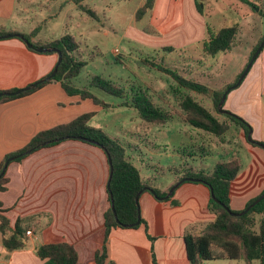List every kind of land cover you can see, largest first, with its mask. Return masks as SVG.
Listing matches in <instances>:
<instances>
[{"label":"crops","instance_id":"1","mask_svg":"<svg viewBox=\"0 0 264 264\" xmlns=\"http://www.w3.org/2000/svg\"><path fill=\"white\" fill-rule=\"evenodd\" d=\"M140 1L144 3V0ZM20 2L0 0V30L27 34L39 27V32L31 37L32 41L43 43L57 38L53 33L59 31L39 39L45 21L34 25V19L30 18L27 26L31 9H21ZM64 2L79 7L71 0ZM184 2L190 9L192 0H155L152 10L155 12L160 5L170 3L180 9L172 16L178 23ZM30 6H33L32 0ZM55 15L53 12L47 18ZM260 55L253 72L262 81L264 48ZM57 56V52L30 50L15 37L0 39V89L22 88L46 77ZM101 109L92 99L67 95L55 81L24 97L0 103V164L6 154L25 146L37 132L67 123L89 111H96L93 119ZM255 130L251 132L252 139L264 142L261 131ZM244 152L248 155L247 160L241 161L242 169L230 188V207L236 211L243 210L246 203L264 189V150L245 144ZM109 171L107 157L100 146L75 138L41 147L20 161H10L4 171L6 190L0 191V201L6 209L3 214L9 220L11 231L18 218L28 217L30 228L26 230H31V234L25 237L26 247L8 251L2 244L0 232V264H43L36 248L50 242L71 243L78 253V264H94V253L101 248L105 237L103 216L110 206ZM177 176L180 173L163 192L170 190ZM210 196L207 186L190 179L179 181L169 199H158L143 190L138 196V205L145 224L111 230L107 240V264H152L153 256L157 264H188L185 235L187 232L199 233L206 223L214 220L215 214L208 207ZM227 260L216 262L239 264L235 262L238 260ZM254 261L252 264H257Z\"/></svg>","mask_w":264,"mask_h":264},{"label":"rangeland","instance_id":"2","mask_svg":"<svg viewBox=\"0 0 264 264\" xmlns=\"http://www.w3.org/2000/svg\"><path fill=\"white\" fill-rule=\"evenodd\" d=\"M32 1L30 6V0H19L21 9H31L27 26L30 18L34 19V25L45 21L39 39L59 31V35H53L71 34L81 41V58L87 64L76 81L78 87H87L90 79L101 75L122 85L126 100L144 91L157 107L173 113V118L163 126L150 124L135 108L120 106L121 98L89 87L110 106L101 109L90 120V126L101 127L107 135L118 139L140 167L141 175L155 178L154 187L160 192L170 186L182 172L177 170L183 167L195 166L198 171L212 169L218 160L225 158V152L233 150H237L242 163L247 160L244 145L248 143L236 124L232 123L226 135L216 137L184 122L178 104L185 90L170 75L150 64L169 68L206 85L209 95L191 93L216 117L230 121L222 112H216L211 94L236 83L254 46L264 35V18L259 14V8L264 9V0H250L257 5L255 9L240 0H192L190 9L184 2L183 14L185 11L188 14L184 19L183 14L178 17V23L172 16L180 9L170 3L160 5L155 12L149 10L136 20L135 13L142 5L140 0H85L82 4L92 9L93 15L64 0ZM53 12L56 15L47 18ZM234 24L239 27L234 47L213 56L206 54L203 43L210 31ZM259 57L241 83L227 93L223 109L247 121L251 132L260 130L264 140V79L261 81L253 72ZM216 261L228 260H205L202 264L224 263ZM235 262L246 264L242 259ZM254 262L259 264L257 260Z\"/></svg>","mask_w":264,"mask_h":264},{"label":"trees","instance_id":"3","mask_svg":"<svg viewBox=\"0 0 264 264\" xmlns=\"http://www.w3.org/2000/svg\"><path fill=\"white\" fill-rule=\"evenodd\" d=\"M71 1L78 4L87 14H94L92 9L85 8L82 4L85 0ZM240 1L254 9L257 7V5L250 0ZM154 4L155 0H144V3L135 13V19L138 20L149 10L151 11ZM259 14L264 18V9L259 8ZM13 32L17 33L14 30H0V35ZM38 32L39 27H35L30 33L20 34L31 42L33 46L59 49L62 56L55 76L43 81L36 87L23 91L20 94L14 96L3 95L0 97V103L24 97L41 89L45 84L55 81L59 83L60 87L67 95H79L83 100L88 98L92 99L94 101L93 103L99 105L102 109H107L110 106L103 103L101 98L93 94L89 90V87H97L99 90L103 91V93L121 98L122 101L119 103L120 106L124 105L125 107L135 108L140 117L147 123L163 125L173 118L172 112L161 110L144 91L136 92L130 100H126L127 93L125 88L101 75H96L90 79L87 87H78L76 81L87 64V62L81 58V41L77 40L71 34H63L60 37L43 43L32 41L31 37ZM238 32L239 27L236 24L223 27L219 30L217 29L215 32L210 31L209 37H207L203 43L204 51L206 54L213 56L231 50L235 45V39L237 38ZM262 38H264V35L259 38L254 46L249 56V60ZM19 40L23 42V40ZM29 49L35 51L33 48ZM51 53H54V51ZM259 55L257 57H259ZM150 65L157 67L158 70L170 75L171 78L175 80L176 84L185 90V93L178 104L182 111L184 122L186 121L195 129L214 134L216 137L226 135L227 132L230 131L233 123L243 132L244 138L248 144L253 146H260V144L264 145V142L258 139H253V142H250L247 139L248 130L251 128V125L247 121L239 118L235 114L225 113H223L224 116L230 121L221 120L216 117L211 110L206 108L201 101L193 96L191 91H194L197 94L209 95L210 89L206 85L195 81L193 78H185L176 72L171 71L169 68L154 64ZM230 85L231 84H227L224 90L220 92L216 90L212 91L211 98L216 112H220L218 111L217 105H219L222 94ZM16 90H18V88L0 89V93L14 92ZM223 105L221 106L222 109ZM95 113L96 111H89L78 115L67 123L56 124L48 129L37 132L30 138L25 146L15 152H10L5 155L0 164V171L4 166L5 160L10 156L12 157L22 154L14 160L15 162L20 161L32 151L34 152L41 147L60 143L61 141L56 140L66 136H73L75 139L81 138L80 140L84 142L100 146L104 154L106 156L108 155L111 159L113 166L109 190L112 196L116 216L112 211L110 203L109 208L104 212L103 216L105 237L103 238L101 248L94 253L93 263L107 264V240L109 239L111 230L116 227H122V229L135 228L141 223L145 224L140 217L139 224L131 226L138 217V207L135 203V195L141 190H153L155 192L154 196L158 198L166 195L167 192H160L154 187L155 178H146L141 175V169L135 165L132 161L133 158L127 153V149H125L124 145L120 143L118 139L107 135L101 127L90 126L89 122ZM47 141L51 142L43 145V143ZM195 168L196 167L189 166L177 170V172H182H180V176H177L176 183L190 178L192 181L202 183L208 188H211L212 193L209 198L208 207L209 210L215 214V218L206 223L199 233H186L184 242L187 259L189 261L188 264H202L205 260L220 259H242L246 264H252L254 260H257L259 264H264V197L250 207V209L243 215H239V212L242 210L236 211L230 208L231 182L242 169L241 159L237 150L225 152V158L218 160L211 170L203 169L198 171ZM6 183L7 178L3 173L0 176V191L6 190ZM262 193H264V189L260 194L251 198L246 203L245 208ZM171 195L166 198L169 199ZM108 199L110 202L109 194ZM5 211L6 209L0 201V232L3 234L2 244L8 249V251L26 247L27 239L25 237L26 228L29 226L30 222L29 218H18L15 222L14 230L11 231L9 220L3 214ZM149 239L153 240V237L149 236ZM36 253L42 260H44L43 264H78L79 260L75 246L67 242L40 244L36 248ZM156 262V258L153 256L152 264H157Z\"/></svg>","mask_w":264,"mask_h":264},{"label":"water","instance_id":"4","mask_svg":"<svg viewBox=\"0 0 264 264\" xmlns=\"http://www.w3.org/2000/svg\"><path fill=\"white\" fill-rule=\"evenodd\" d=\"M9 37H15V38H19L21 40H23V42L26 44V46L28 48H33L34 50H36V52L38 53H45V52H57L58 56H57V60H56V63L52 69V71L50 72L49 75H47L46 77L44 78H41L37 81H33L32 83L26 85L25 87L23 88H19L18 90L14 91V92H2L0 93V97L3 96V95H17V94H20L22 93L23 91H27L33 87H36L38 84L42 83L43 81L47 80V79H50L51 77L55 76L56 72H57V69H58V66L61 62V56H62V53L59 51V49H55V48H52V47H42V46H39V47H36V46H33V44L31 42H29L26 38L23 37V35H21L20 33H6V34H3V35H0V39H4V38H9ZM264 47V38L261 39L259 45L257 46L256 50L254 51V53L252 54L251 58L249 61H247L245 67H244V70L242 72V74L240 75V77L237 79L236 83H234L231 87H228L224 93L222 94V98L219 102V105H217V108H218V111L222 112V113H225V114H232L231 112L225 110V109H222L221 106L224 104L225 102V99H226V96H227V93L232 89V88H235L239 83H241V81L243 80V78L245 77L246 73L248 72L250 66L252 65L253 61H255V59L257 58V56L259 55L260 51L262 50V48ZM251 129L250 128L248 130V133H247V139L250 141V142H253V139L251 137ZM70 138H74L73 136H66L64 138H59V139H54L56 141H62L64 139H70ZM79 138V137H78ZM81 138H79L80 140ZM54 140H51V141H54ZM51 141H47L45 143H43V145L45 144H48L49 142ZM260 147L264 149V145L260 144ZM29 152V151H27ZM22 154H18L16 156H10L9 158H7L4 162V166L3 168L1 169L0 171V176L4 173L5 171V168H7L8 166V163L11 161H14L16 158H18L19 156H21ZM107 160H108V163H109V168H110V171L108 172V181H107V189H108V194H109V198H110V203H111V208H112V211L114 213V215L116 216V213H115V209H114V205H113V200H112V196L110 194V190H109V187H110V181H111V177H112V171H113V166H112V162H111V159L109 158V156L107 155ZM190 179V178H188ZM191 180V179H190ZM192 181V180H191ZM179 185V182L175 183L171 188L170 190L167 192L166 195L162 196V197H158V199H163V198H166L167 196L171 195L173 193V191L175 190V188ZM211 193H212V190L211 188H209ZM143 190L139 191L136 195H135V203L137 204V207H138V217L136 218V221L131 225V226H135V225H138L139 224V218L141 217L140 216V210H139V205H138V196L139 194H141ZM150 193H152V195L155 194V192L153 190H149ZM264 197V193H262L260 196H258L248 207H246L244 210H242L241 212H239V215H243L245 214L249 209L250 207H252L254 204H256L258 201H260L262 198ZM114 216V217H115Z\"/></svg>","mask_w":264,"mask_h":264},{"label":"built area","instance_id":"5","mask_svg":"<svg viewBox=\"0 0 264 264\" xmlns=\"http://www.w3.org/2000/svg\"><path fill=\"white\" fill-rule=\"evenodd\" d=\"M31 234V230H26V235H30Z\"/></svg>","mask_w":264,"mask_h":264}]
</instances>
